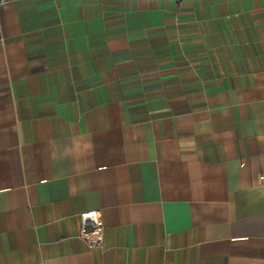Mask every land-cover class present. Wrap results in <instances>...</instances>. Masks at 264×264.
<instances>
[{"label": "crops", "instance_id": "1", "mask_svg": "<svg viewBox=\"0 0 264 264\" xmlns=\"http://www.w3.org/2000/svg\"><path fill=\"white\" fill-rule=\"evenodd\" d=\"M0 264H264V0H0Z\"/></svg>", "mask_w": 264, "mask_h": 264}, {"label": "built area", "instance_id": "2", "mask_svg": "<svg viewBox=\"0 0 264 264\" xmlns=\"http://www.w3.org/2000/svg\"><path fill=\"white\" fill-rule=\"evenodd\" d=\"M78 236L89 246H97L103 243L102 224L96 212H89L80 216Z\"/></svg>", "mask_w": 264, "mask_h": 264}]
</instances>
